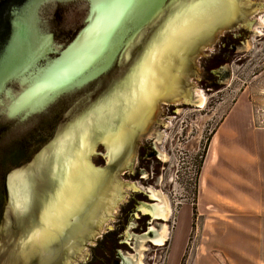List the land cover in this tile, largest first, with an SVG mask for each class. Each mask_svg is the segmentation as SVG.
Segmentation results:
<instances>
[{
	"label": "water",
	"instance_id": "95a60500",
	"mask_svg": "<svg viewBox=\"0 0 264 264\" xmlns=\"http://www.w3.org/2000/svg\"><path fill=\"white\" fill-rule=\"evenodd\" d=\"M188 2L0 0V264L115 259L154 115L198 103L218 34H241L236 56L261 35L264 0H216L175 19ZM56 6L82 9L61 40L39 17Z\"/></svg>",
	"mask_w": 264,
	"mask_h": 264
},
{
	"label": "rangeland",
	"instance_id": "374dc122",
	"mask_svg": "<svg viewBox=\"0 0 264 264\" xmlns=\"http://www.w3.org/2000/svg\"><path fill=\"white\" fill-rule=\"evenodd\" d=\"M248 1L240 0V4ZM255 22L263 25L260 38L253 41L252 51L219 63L222 65L219 70L214 69L218 64V45L211 46L214 51L206 52L209 60L202 63L201 89H192V101L201 98V104L182 105L154 115L130 166L134 192L125 209L135 208L142 213L131 217L124 210L119 243L127 240L128 244H118L121 260L107 264H120L123 255H136L135 237L148 234L150 229L162 230V226L166 229V242L163 246L145 242L144 264H264V222L214 221L198 210L197 202L200 167L212 136L236 102L244 98L250 104L253 128L264 131V13ZM218 38L220 42L221 35ZM239 42L234 49L241 47L242 40ZM229 127L238 128V123ZM151 171L156 173L153 179L148 175ZM215 171L210 172L206 189L210 185L209 190L228 198L227 190L216 187L220 180ZM138 173L145 179H140ZM237 176V180L226 182L235 198L248 191L240 173ZM151 191L160 192L168 203L169 215L164 219L148 218L141 209L142 204L158 203L151 198Z\"/></svg>",
	"mask_w": 264,
	"mask_h": 264
},
{
	"label": "crops",
	"instance_id": "0c3cea01",
	"mask_svg": "<svg viewBox=\"0 0 264 264\" xmlns=\"http://www.w3.org/2000/svg\"><path fill=\"white\" fill-rule=\"evenodd\" d=\"M250 114L252 109L244 98L236 102L215 130L200 167L198 210L211 216L214 221L264 222V131L253 128ZM236 122L238 128H227ZM212 170L217 171L220 180L216 187L227 190L225 195L228 198L209 190L210 185L206 189ZM238 173L248 186V191L238 196L240 199L235 198L234 191H228L229 186L226 185L228 181L237 180Z\"/></svg>",
	"mask_w": 264,
	"mask_h": 264
},
{
	"label": "flooded vegetation",
	"instance_id": "af4514ba",
	"mask_svg": "<svg viewBox=\"0 0 264 264\" xmlns=\"http://www.w3.org/2000/svg\"><path fill=\"white\" fill-rule=\"evenodd\" d=\"M191 2V0H190ZM188 2V4L190 3ZM82 9L80 7H78L77 9H75L74 12H68L67 9H65L64 7H48L43 9L42 11L39 12V17L41 19L46 20V25L48 27V33L49 35H53L55 38L61 40L63 37V34L66 35L68 33H70L73 29H69L66 28L68 24H65V20L67 19H74V18H79V16L81 15ZM7 25H3L2 27H0V41H2V37L6 35L5 31H6ZM240 29V27H239ZM242 29V28H241ZM233 30V29H232ZM241 37V34H233L231 32V30H224L223 34L221 35V41L220 44H218V48L219 51L217 53V57H216V61L218 62V64L216 65V67L214 69H220L222 67V65L220 66L219 63H224L226 61H231V59L233 57H236V53L234 51V47L235 45L237 46L238 44H241L238 39ZM58 40V41H59ZM238 43V44H236ZM235 53V54H234ZM239 59V58H238ZM216 64V63H215ZM130 67V66H127ZM213 69L210 70V73L213 74L212 72ZM170 107H173V109H175V105H169ZM154 155V153H152ZM152 155V156H153ZM157 158V157H156ZM142 159H147V157ZM156 173H153V171L149 172L148 175H151V179H153L152 175ZM134 175V174H132ZM139 176L140 179H145V177H143L141 174H137ZM145 196L148 198V196L145 194ZM150 201V199H148ZM139 205L140 203L137 202ZM142 205H146V204H142ZM141 205V207H142ZM147 206V205H146ZM126 211V215L134 217L135 214H140L142 213L139 209L133 208L131 211L129 209H125ZM146 217L151 218L149 215L145 214ZM150 232V231H149ZM148 232V234H149ZM105 243V242H103ZM102 241L99 243V246L103 244ZM119 245H127V240L126 241H122L121 243L117 242V239H115V243L112 245V250L114 251L116 247H118ZM104 245V244H103ZM119 253V252H117ZM98 260H95L96 264H103V262H100L99 257ZM115 259L117 260H121L120 254H117V256L115 257ZM123 264V263H120Z\"/></svg>",
	"mask_w": 264,
	"mask_h": 264
},
{
	"label": "bare ground",
	"instance_id": "6f19581e",
	"mask_svg": "<svg viewBox=\"0 0 264 264\" xmlns=\"http://www.w3.org/2000/svg\"><path fill=\"white\" fill-rule=\"evenodd\" d=\"M198 103H202V99L199 98ZM151 198L157 199L158 203L155 205H142L141 209L150 217L165 218L169 215V207L165 197L160 192L151 191ZM166 229L162 226V230L150 229L149 234H143L136 236V255L124 256L122 258L123 264H144L142 259L143 249L145 242H151L157 246H163L166 242Z\"/></svg>",
	"mask_w": 264,
	"mask_h": 264
},
{
	"label": "snow or ice",
	"instance_id": "6c2138e0",
	"mask_svg": "<svg viewBox=\"0 0 264 264\" xmlns=\"http://www.w3.org/2000/svg\"><path fill=\"white\" fill-rule=\"evenodd\" d=\"M214 2H216V0H197L196 3L191 4V5H189L187 8H185L183 11H180V12L178 13V15L176 16L175 19L178 20V19H180L181 17L186 16L188 13L192 12L193 9L199 8V7H200L201 5H203V4H206V3L210 4V3H214ZM169 27H170V29H171L172 26L170 25ZM39 235H40V234H39L38 232H37V233H34V234H33V238L35 239V238H37Z\"/></svg>",
	"mask_w": 264,
	"mask_h": 264
},
{
	"label": "trees",
	"instance_id": "16d2710c",
	"mask_svg": "<svg viewBox=\"0 0 264 264\" xmlns=\"http://www.w3.org/2000/svg\"><path fill=\"white\" fill-rule=\"evenodd\" d=\"M103 244H104V243H103ZM103 244H102V245H103ZM104 248H105V247L101 248V252H102L103 256H107V255H108L107 250H104ZM99 256H100V255H99ZM90 264H96V263H94L93 260H92V261L90 262Z\"/></svg>",
	"mask_w": 264,
	"mask_h": 264
}]
</instances>
